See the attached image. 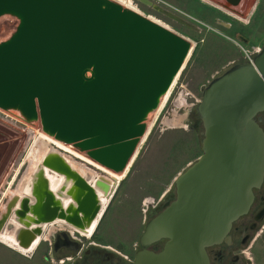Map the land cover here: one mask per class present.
I'll return each instance as SVG.
<instances>
[{"label": "water", "instance_id": "1", "mask_svg": "<svg viewBox=\"0 0 264 264\" xmlns=\"http://www.w3.org/2000/svg\"><path fill=\"white\" fill-rule=\"evenodd\" d=\"M139 1L199 30L158 3ZM211 1L240 15L242 0ZM191 49L189 40L115 0H0V109L123 173ZM195 112L201 153L144 224L129 264H210L207 247L226 240L248 212L264 180V41L250 61L229 64L202 87ZM75 165L51 145L19 180L17 187L30 176L29 192L7 201L0 233L26 249L56 220L87 232L103 203ZM47 169L63 177L56 190ZM158 241L159 249L149 248Z\"/></svg>", "mask_w": 264, "mask_h": 264}, {"label": "rangeland", "instance_id": "2", "mask_svg": "<svg viewBox=\"0 0 264 264\" xmlns=\"http://www.w3.org/2000/svg\"><path fill=\"white\" fill-rule=\"evenodd\" d=\"M133 1L135 3L126 0L134 10L191 41L193 48L143 143L139 145L133 163L122 178L115 180L114 190L95 230L82 239L86 244L106 246L127 256V264L140 248L144 224L156 212L153 207L164 203L166 198H173L175 177L201 153L202 127L196 121L195 106L202 87L229 64L246 60L242 48L252 51L264 41V0H243L240 15L211 0H151L188 20L199 28L198 31L159 14L139 0ZM0 120L7 125L3 124L6 126L3 127L4 136L12 140L10 152L0 170L1 215L29 167V157L39 143L41 129L39 125L29 124L2 109ZM49 146L44 147L45 151ZM65 153V157L88 171L89 177L114 181L105 173L108 171L94 168L83 156L84 159L79 160L72 153ZM40 155L37 153L35 156ZM57 225H47L41 240L29 254L0 240V264H74V259L69 260V257L50 256V234ZM252 250L255 252V264H264V232L254 241Z\"/></svg>", "mask_w": 264, "mask_h": 264}, {"label": "flooded vegetation", "instance_id": "3", "mask_svg": "<svg viewBox=\"0 0 264 264\" xmlns=\"http://www.w3.org/2000/svg\"><path fill=\"white\" fill-rule=\"evenodd\" d=\"M132 2L134 1L132 0ZM242 39L246 41L244 37ZM196 121L201 125L198 115ZM261 125L264 128V118L261 120ZM254 195V200L248 212L232 223L227 239L207 247L206 251L210 264H255V252L252 250L253 243L264 232V180L261 187L254 190ZM169 201L166 198L164 203L153 207V211H156L154 214ZM53 224L56 223L53 222ZM84 237H87V235L80 234L67 224H58L51 230V239L48 243L50 256L66 257V259L69 257V260L74 259V264H127V256L119 254L106 246L94 243L86 244L82 241ZM162 242H155L149 248L157 250Z\"/></svg>", "mask_w": 264, "mask_h": 264}, {"label": "bare ground", "instance_id": "4", "mask_svg": "<svg viewBox=\"0 0 264 264\" xmlns=\"http://www.w3.org/2000/svg\"><path fill=\"white\" fill-rule=\"evenodd\" d=\"M115 1L118 2V3H120V4H121L122 6H124V7H127V8H130V9L134 10L132 7H130V5L128 4V2H126V0H115ZM241 2H243V0H242ZM239 6H241V3L239 4ZM134 11H136V10H134ZM224 11H226V10H224ZM136 12L139 13L138 11H136ZM140 14H141V13H140ZM227 14H231V13L227 12ZM141 15H143V14H141ZM231 15H232V14H231ZM144 16H145V15H144ZM145 17H147L148 19L152 20V19H151L150 17H148V16H145ZM240 19H241V18H240ZM244 19H245V18H244ZM152 21H154V20H152ZM241 21H242V20H241ZM154 22H156V21H154ZM156 23H158V21H157ZM158 24H160V23H158ZM160 25H161V24H160ZM162 26H163V25H162ZM164 27H165V26H164ZM165 28H167V27H165ZM167 29H169V28H167ZM169 30H171V29H169ZM171 31H172V30H171ZM190 42H191V41H190ZM192 48H193V44H192ZM190 52H191V50H190ZM189 56H190V54L188 55V58H189ZM188 58H187V59H188ZM187 59H186V61H187ZM186 61H185V62H186ZM184 65H185V63L183 64V67H184ZM183 67L181 68V70L183 69ZM181 70H180L179 73L176 75V77H175V79H174V81H173L171 87L173 86V84H174L176 78L178 77V75L180 74ZM171 87L169 88V90L167 91V93H166V94L164 95V97L162 98V101H161V103H160L158 109L155 110V111L149 116V120H148L149 126H148V129H147L145 135L142 137L141 141L139 142V144H138V146H137V148H136V151H135V153H134V155H133V157H132V160H133V161H134V159H135V157H136V155H137V152H138V149H139V145H140L141 143H143V140L145 139L146 135L148 134V132H149V130H150L152 124H153V121H154V119H155V116L157 115V112H158L159 109L161 108L162 104L164 103V101H165V99H166V96L168 95V93H169ZM38 141H39V143H36V147H35V149H34V152H32V153L30 154V157H29V167H28V169H29L31 172H34L35 169L37 168L38 164L40 163L42 157L44 156V154H45V152H46V151H45V148H46V146H48V145H53L54 147L59 148L63 153H64V152L72 153L73 157H75V158H77V159H79V158H80V159H84V158H86V161H87L88 163H91L92 165L86 163V162L83 161V160H81V161L85 162L87 165H91V166H93V167L96 168V169L99 168V169H103V170H105V171H108L109 173H108V172H105V173H106L107 175H109L110 177H113V178H115V179H120V178H122V175H124L125 172L128 170L129 165H131V164L133 163L132 160H131V162H129V164L127 165V168L125 169V171H124L123 173H114V172L109 171V170L103 168L102 166H100V165L94 163L93 161H91V160L88 159L87 157L83 156L82 154L78 153L77 151L71 149L70 147H68V146H66V145H63V144L60 143L59 141L54 140L53 138L49 137L48 135H46V134H44V133H42V132H41V135H40V139H39ZM41 144H42V145H41ZM44 145H46V146H44ZM42 146H43V147H42ZM41 147H42V148H41ZM44 147H45V148H44ZM49 147H50V146H49ZM48 149H49V148H48ZM29 152H30V151H29ZM37 153H38V155L41 154L40 157L35 156ZM67 153H65V154L67 155ZM82 156H83L84 158H83ZM66 158H67V157H66ZM67 159L69 160L70 163H72V160H71L70 158H67ZM80 159H79V160H80ZM75 168L78 169V170L80 171V173L83 174V175L89 180V182H90L92 185H94V187H95V189H96V191H97V193H98V196L101 198V201H102V203H103V207H102L101 211H100L99 214L97 215V218L93 221V223H92L91 227L88 229V231H87V232H84V231H78L80 234L86 236V235H91L92 232L95 230V226H96L97 220H98V218L100 217V215L103 214V212H104V210H105V204H106L107 200L109 199V197L111 196V194H112V192H113V190H114V187H115V184H116V183H115V181L108 182V181H105V180H103V179H101V178H94L93 176H90V177H89V172H88V171H86V170H84L83 168H81V167H79V166H76V165H75ZM88 169H89V168H88ZM99 169H98V170H99ZM100 171H101V170H100ZM46 172H47L46 174H47V176H48V178H49V181H50L51 188H52L53 190H56L57 187H58V185H59V183H61L63 177H62L61 175H59V174L53 172V171H49L48 169L46 170ZM28 174H29V173H28ZM25 179H26V183H25V185H20V186H18V187L16 188V191H17V192L11 194L10 197H9V200L13 197V195H15V196H21V195H23V193H28V192H29V184H28V180L30 179V176L27 175V176L25 177ZM93 179H94V180H93ZM97 180H101V181H103L104 183H107V184H108L109 188L107 189V191H106L101 185H97V182H96ZM4 195H5V194H4ZM9 200H8V201H9ZM6 205H7V204H6ZM6 205H5V206H6ZM5 206H4V212H5V208H6ZM51 223H53V222H51ZM55 223H57V224H59V225H63V224H64V222L61 221V220H56ZM49 224H50V223H49ZM47 225H48V224L45 225L43 233H42L40 236H38V237L36 238V240L33 242V244L31 245L30 248H26V249H25V248H21V247H19V246L17 245L16 241L14 240V238H13L12 235H11L12 233H10L9 231H5L4 233H0V240L3 241V242H5V243L8 244V245L14 247L15 249H17V250H19V251H21V252L27 254L28 252L32 251V249L35 248V246L39 243V241L41 240L42 235H43L44 232H45V229H46ZM69 227H70V226H69ZM71 228H72V227H71ZM72 229H73V228H72ZM76 231H77V230H76ZM28 254H29V253H28Z\"/></svg>", "mask_w": 264, "mask_h": 264}, {"label": "crops", "instance_id": "5", "mask_svg": "<svg viewBox=\"0 0 264 264\" xmlns=\"http://www.w3.org/2000/svg\"><path fill=\"white\" fill-rule=\"evenodd\" d=\"M1 121V120H0ZM4 120L1 121L0 123V170H1V166L3 164V162L5 161V159L8 157V154L10 152V148H11V141L7 135L4 136L3 134V127L6 128V124L3 122ZM6 126H4V125ZM263 254V253H262ZM262 254H260V256H263Z\"/></svg>", "mask_w": 264, "mask_h": 264}, {"label": "built area", "instance_id": "6", "mask_svg": "<svg viewBox=\"0 0 264 264\" xmlns=\"http://www.w3.org/2000/svg\"><path fill=\"white\" fill-rule=\"evenodd\" d=\"M259 48L260 47H258V46L257 47H253L252 48V51H247V50H245V49L242 48V50L244 52V55L246 57V60H249L250 61L251 58H252V56H253V54L256 53L259 50Z\"/></svg>", "mask_w": 264, "mask_h": 264}, {"label": "trees", "instance_id": "7", "mask_svg": "<svg viewBox=\"0 0 264 264\" xmlns=\"http://www.w3.org/2000/svg\"><path fill=\"white\" fill-rule=\"evenodd\" d=\"M195 115L197 116V114L195 113Z\"/></svg>", "mask_w": 264, "mask_h": 264}]
</instances>
